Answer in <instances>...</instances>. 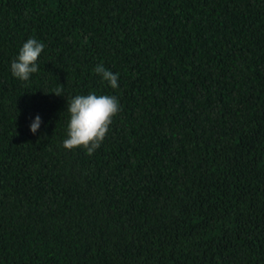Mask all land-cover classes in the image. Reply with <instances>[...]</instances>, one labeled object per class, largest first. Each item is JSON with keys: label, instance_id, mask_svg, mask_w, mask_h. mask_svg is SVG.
<instances>
[{"label": "trees", "instance_id": "trees-1", "mask_svg": "<svg viewBox=\"0 0 264 264\" xmlns=\"http://www.w3.org/2000/svg\"><path fill=\"white\" fill-rule=\"evenodd\" d=\"M89 93L120 106L91 155ZM0 264H264V0H0Z\"/></svg>", "mask_w": 264, "mask_h": 264}, {"label": "clouds", "instance_id": "clouds-1", "mask_svg": "<svg viewBox=\"0 0 264 264\" xmlns=\"http://www.w3.org/2000/svg\"><path fill=\"white\" fill-rule=\"evenodd\" d=\"M43 49L42 43L29 38L20 48L17 58L11 62L12 76L21 81H28L33 73L39 71L36 62ZM94 71L113 89L118 87V73L107 70L102 64L97 65ZM52 94L63 95V88H56ZM66 109L70 119L67 124V138L62 146L67 150L82 146L91 155L103 142L112 118L120 111V106L115 96L89 93L76 95L68 100ZM41 123V118L37 115L30 124V132L35 134Z\"/></svg>", "mask_w": 264, "mask_h": 264}]
</instances>
